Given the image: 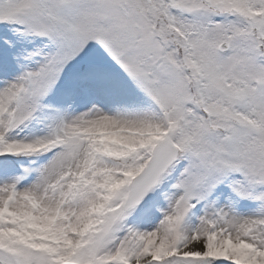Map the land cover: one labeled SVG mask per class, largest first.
<instances>
[{"label": "snow or ice", "instance_id": "snow-or-ice-1", "mask_svg": "<svg viewBox=\"0 0 264 264\" xmlns=\"http://www.w3.org/2000/svg\"><path fill=\"white\" fill-rule=\"evenodd\" d=\"M0 264H264V0H0Z\"/></svg>", "mask_w": 264, "mask_h": 264}]
</instances>
